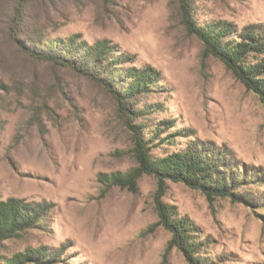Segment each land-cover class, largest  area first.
I'll return each instance as SVG.
<instances>
[{"label": "rangeland", "instance_id": "374dc122", "mask_svg": "<svg viewBox=\"0 0 264 264\" xmlns=\"http://www.w3.org/2000/svg\"><path fill=\"white\" fill-rule=\"evenodd\" d=\"M181 1L200 25L264 23V0H0V200L52 204L46 221L2 242L0 263L44 246L60 252L57 262L27 264H191L168 247L171 234L157 222L155 177L142 175L136 191L98 179L136 165L130 125L101 85L14 45L22 8L17 35L32 50L70 57V38L106 39L114 55L133 56L121 67L160 72L136 97L132 122L152 156L201 142L260 173L239 189L251 202L209 199L170 180L161 201L207 239L209 264H264V105L187 32Z\"/></svg>", "mask_w": 264, "mask_h": 264}, {"label": "trees", "instance_id": "16d2710c", "mask_svg": "<svg viewBox=\"0 0 264 264\" xmlns=\"http://www.w3.org/2000/svg\"><path fill=\"white\" fill-rule=\"evenodd\" d=\"M180 5L182 23L187 32L195 35L203 43L204 52L220 60L264 105V23L250 24L241 29L225 20L200 25L192 18L190 5L184 1ZM21 11L22 8H17L13 19L11 35L14 45L32 58L70 67L101 85L116 102L119 114L130 125L136 165L128 173H102L98 179L107 186L116 185L136 191L137 181L142 175L155 177L158 185L155 194L157 222L171 234L168 247L177 248L191 264L211 263V259L203 255L207 239L198 238L197 227L189 217L178 215L172 205L161 201L165 180L198 189L209 199L227 196L233 202H251V199L247 200V194L239 192V189L244 188L247 181L259 179L260 173L251 167H240L220 149L201 142H193L184 149L163 156H152L139 126L132 122L138 114L136 97L154 87L160 80V72L148 64L121 67L133 63V56L124 52L114 55L116 50L106 39L88 44L70 38L66 46L75 51L70 57L32 50L17 35L16 25L20 21ZM116 81L120 82V87ZM167 122L164 121L165 125ZM51 205L46 201L30 203L15 197L0 200V245L46 221L52 210ZM59 255V251L51 252L44 246L26 248L0 264H27L31 260L51 263L57 262Z\"/></svg>", "mask_w": 264, "mask_h": 264}]
</instances>
